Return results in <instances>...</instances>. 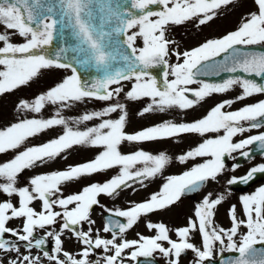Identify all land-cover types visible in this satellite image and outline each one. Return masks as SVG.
Wrapping results in <instances>:
<instances>
[{"label":"snow or ice","instance_id":"obj_1","mask_svg":"<svg viewBox=\"0 0 264 264\" xmlns=\"http://www.w3.org/2000/svg\"><path fill=\"white\" fill-rule=\"evenodd\" d=\"M236 2L130 0L128 8L123 0L116 6L112 0H0V96L29 87L43 70L71 73L34 98L20 99L16 120L0 123V154H12L0 159V264H154L157 257L164 264H179L187 251L194 254L191 264H264V186L242 195L239 210L235 204L227 209L229 228L215 220L227 197L211 190L196 204L187 224L174 230L175 240L165 224L150 219V214L200 192L209 182L219 183L224 173L237 171L238 163L226 165V159H237L234 153L249 161L255 152L264 155V131H260L264 98L257 99L264 97V0H251L252 10L242 14L235 30L205 39L190 50L179 51L167 35L170 26L186 23L203 30L221 8ZM57 37L59 46L52 48ZM158 68L161 79L151 71ZM222 74L229 75L220 82L201 79ZM237 88L233 98L216 102L192 122L162 119L127 130V104L122 100L147 98L137 113L141 117L175 116L174 109L186 112ZM90 101L102 106L73 119L72 124L86 125L84 130L74 129L62 112ZM238 102L241 107L229 110ZM49 105L56 111L48 118L24 115L41 114ZM92 121L97 123L87 126ZM57 127L62 134L38 145L31 143ZM253 130L257 134L234 139ZM189 135L202 142L176 159L182 165L197 158L203 162L165 177L159 190L143 202L114 209L101 204L100 196L115 200L128 189L147 188L146 181L162 175L170 163L163 151L153 154L134 147L125 153L123 146L177 142ZM74 146L98 152L91 160L35 175L27 186L17 187L25 170L58 157L67 160ZM109 170L114 173L110 179L64 195L63 185ZM257 174H264V163L241 176H230L226 184L229 189L247 186ZM96 207L105 214L100 228L92 219ZM142 217L148 218L145 227L152 234L136 233V239H127ZM14 221L19 227L10 226ZM241 228L246 232L241 233ZM193 234L199 236V247L190 242ZM65 238L78 245L73 252L65 249ZM225 252L236 255L225 258Z\"/></svg>","mask_w":264,"mask_h":264},{"label":"rangeland","instance_id":"obj_2","mask_svg":"<svg viewBox=\"0 0 264 264\" xmlns=\"http://www.w3.org/2000/svg\"><path fill=\"white\" fill-rule=\"evenodd\" d=\"M252 10L251 0H237L236 4L223 7L219 10L217 17L210 22V24L203 26V30H200L190 24L186 23L184 25L170 26L171 30L167 33L168 37L176 42L173 47L178 45V50L183 52L185 50H190L194 47L202 44L205 39H211L220 37L224 34H227L230 31H233L238 26L242 14H246L248 11ZM174 57L170 60V63L174 61ZM70 71L63 69H50L43 70V75L37 78L31 83L29 87H25L22 90H19L15 95L6 94L0 96V123L7 125L10 122H14L19 115L15 109L17 102L20 99H30L39 95L41 92L47 91L50 87L55 86L60 82L66 75H70ZM193 87H196L195 85ZM239 89L237 88L234 91L226 93L224 95H214L213 98H209L211 104L202 103V105H197L194 109H189L186 112H181L179 109H174L176 113L175 116L172 115H153L148 114L147 117L138 116L137 113L140 109L146 106L148 103L147 98L141 101L131 102L124 101L122 102L127 104L129 127L128 131L132 132L133 130L141 129L147 126H151L154 123L159 122L162 119H174L176 122H192L199 118H202L207 114V111L210 110L214 104L225 98H233ZM264 97H257V99H262ZM252 102V100L245 101L244 103ZM102 106L101 102L90 101L87 104H79L74 106L73 109L64 110L62 115L70 121V126L74 129L84 130L86 125L72 124L71 121L78 116L84 114L86 111L91 112L93 110H99ZM241 103L234 105L233 109L241 107ZM56 109L54 106H47L46 110L42 111L41 114H31L26 113L24 115L29 118L35 116L36 118H48L55 113ZM97 121L87 122V126H92ZM264 131V129H260ZM57 134H62V128L57 127L54 130H49L47 133H42L37 137L31 139L32 144H41L47 142L51 138H54ZM257 131L253 130L252 132L245 133L244 136H238L234 139L239 140L243 139L245 136L255 135ZM214 135V134H210ZM199 142H202V138L193 137L192 135L186 136L182 140H177V142L164 141V142H154L146 143L144 145L138 146H123V152L127 153L133 150L134 147H143L146 151H149L153 154H158L159 152H165L171 159L169 165L166 166L162 175H158L153 178L151 181H146L148 184L147 188L137 186L138 190L132 192L131 189H128L124 192H121L120 195L115 199L109 197L100 196L99 200L101 204L105 205L108 208H127L130 206V202H143L144 199L148 196L159 190L161 184L164 182V178L170 175H179L183 171L190 169L197 163L203 162V158H197L195 161H187L185 164H180L176 159L177 156L183 154L190 147H195ZM31 146V145H29ZM247 150V149H246ZM70 155L68 159L58 157L55 161H51L46 165L41 167L33 168L30 170H25L20 174L17 187H23L28 185V181L35 175L50 173L58 170H65L69 165H77L94 158V155L98 152L96 149H91L84 146H74L73 149L69 150ZM238 153L233 155L236 157ZM12 154H0V159L7 160L11 158ZM63 155V154H62ZM235 159H228L226 162L227 166L234 164ZM237 163V162H236ZM264 163V155L255 156L250 161H244L238 163L240 167L235 172H226L221 177H219V183L209 182L208 185L198 192L194 198L181 197V200L178 201L175 205L171 206L168 209L160 210L156 213L150 214V219L152 222L163 223L170 229L171 237H175L174 230L179 227H183L187 224L188 217L193 216V211L204 194L211 190L216 193H223L227 199L220 206L219 211L215 216L216 223L224 228H229L231 226V221L227 215V209L235 204L240 209V197L244 194H249L255 192L260 186H264V179H257V181L252 184L241 188L233 187L226 184V180L230 176H241L249 168ZM114 174L112 170H109L108 174H96L91 177H82L78 181L69 182L62 187L65 189L64 195H69L80 191L84 186H87L90 183H102L107 179L111 178V175ZM77 184V185H76ZM15 202V201H13ZM102 210L99 207L95 208V211L92 212V219L96 221V228L102 227L101 214ZM239 218L243 219L242 213ZM148 218L142 217L138 224L134 226L133 230H130L126 234V238H137L136 233L152 234L149 231L145 232L144 227ZM241 233L246 232V229L241 228ZM176 238V237H175ZM238 240V238H237ZM190 242L200 246L199 236L196 234L192 235ZM71 247H78L75 244H71ZM74 251V249H73ZM218 251V250H217ZM226 253V252H225ZM187 254L190 257H194V254L191 251H187ZM215 255V253H214ZM160 259V258H159ZM163 261V260H162ZM193 260L189 258L188 260L184 257L180 258L179 264H191ZM164 262V261H163Z\"/></svg>","mask_w":264,"mask_h":264},{"label":"water","instance_id":"obj_3","mask_svg":"<svg viewBox=\"0 0 264 264\" xmlns=\"http://www.w3.org/2000/svg\"><path fill=\"white\" fill-rule=\"evenodd\" d=\"M121 2H122V0H112V3H113L114 6L119 5ZM123 3L125 4V7L130 8V0H123ZM121 10H122V9H121ZM120 39H122V37H121ZM59 43H60L59 38H58V37L55 38L54 41H53L52 48H56V47H58V46H59ZM254 49H255V50H260V46H254ZM151 71H152V73H153L158 79H161V72H162V69H159V68H158V69H152ZM88 75L91 76V75H93V73L89 72ZM228 75H229V74H222V75L219 76V77H202L201 79H205V80H207L208 82H220V81H222L223 79L227 78ZM251 148H252V150H255L256 145L251 146ZM260 154H261L260 152H255L254 156H255V155H260ZM244 161H247V160H245V159H241V158H239V156L237 157V160H236L237 163H241V162H244ZM262 177H264V174H257V177H256V179H255L254 181H256L257 179H260V178H262ZM254 181H253V182H254ZM253 182H251V183H253ZM251 183H250V184H251ZM247 186H248V185H247ZM233 187H241V188H243V187H246V186H245V185H241V186H235V185H233ZM195 194H196V193H195ZM195 194L186 195V196L193 197ZM257 247H259V246H257ZM229 255H236V254H235V253H227V254H224V257L226 258V257H228Z\"/></svg>","mask_w":264,"mask_h":264},{"label":"flooded vegetation","instance_id":"obj_4","mask_svg":"<svg viewBox=\"0 0 264 264\" xmlns=\"http://www.w3.org/2000/svg\"><path fill=\"white\" fill-rule=\"evenodd\" d=\"M219 96H221V95H219ZM209 104H211V102H209ZM207 105H208V103H207ZM209 109H210V108H209ZM238 155H239V153L237 154L236 157H238ZM236 160H237V159L234 160V161H235L234 163H236ZM227 161H228V159L226 160V162H227ZM263 179H264V177H263ZM183 197H187V198H190V199H191V198H194L195 196H193V197H189V196H186V195H185V196H183ZM35 206H36L37 210H39V205L36 204ZM101 219H102V225H103L104 222H105V219H104V213L101 214ZM10 226H12V227H19V221H14ZM144 231H145V232L148 231L146 227H144ZM39 235H43V232H39ZM145 235H146V236H149V235H151V234H145ZM127 239L132 240V239H130V238H127ZM133 239H136V238H133ZM172 239L175 240V239H177V238L172 237ZM71 244H75V245H76L75 240L72 239V241L69 242L68 239L65 238V249L68 250V251H70V252H73V249L76 248V247H71ZM77 246H78V245H77ZM22 250H23V249H22ZM182 257L186 258L187 260H188L189 258H191L192 260L194 259V257H190V256L187 254V252H186L185 254H183ZM141 260H143V258H141ZM154 264H164V262L162 261V259H159V257H157V259H156V261L154 262Z\"/></svg>","mask_w":264,"mask_h":264},{"label":"bare ground","instance_id":"obj_5","mask_svg":"<svg viewBox=\"0 0 264 264\" xmlns=\"http://www.w3.org/2000/svg\"><path fill=\"white\" fill-rule=\"evenodd\" d=\"M77 185V184H76Z\"/></svg>","mask_w":264,"mask_h":264}]
</instances>
